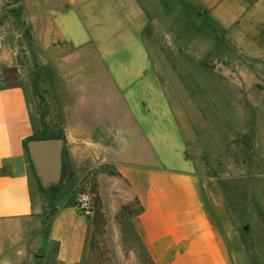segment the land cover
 <instances>
[{
    "label": "crops",
    "instance_id": "obj_1",
    "mask_svg": "<svg viewBox=\"0 0 264 264\" xmlns=\"http://www.w3.org/2000/svg\"><path fill=\"white\" fill-rule=\"evenodd\" d=\"M160 1L30 0L29 80L59 102L63 155L77 176L102 180L113 170L129 186L125 202L144 207L133 224L155 264H231L208 209L196 137L186 134L151 54L148 8ZM179 1L195 0L164 6ZM22 35L0 29V76L6 67L22 73ZM36 117L20 83L0 90V264H77L86 246L82 216L61 207L46 228L34 201L36 169L20 144L35 133Z\"/></svg>",
    "mask_w": 264,
    "mask_h": 264
},
{
    "label": "rangeland",
    "instance_id": "obj_2",
    "mask_svg": "<svg viewBox=\"0 0 264 264\" xmlns=\"http://www.w3.org/2000/svg\"><path fill=\"white\" fill-rule=\"evenodd\" d=\"M28 3L9 0L0 6V29L23 34L22 73L11 71L10 81L15 77L23 86L37 114L35 133L61 134L59 102L51 99V89L42 81L34 90L29 80L35 68L25 58ZM164 3L148 8L149 45L160 72L167 75L186 134L196 137L199 174L212 196L211 203L207 200L209 212L225 237L231 264H264V0H195L189 7L183 1L171 7ZM38 70L42 75L43 69ZM1 76L10 88L7 73ZM31 136L20 148L32 164L27 146ZM63 160L67 169L50 188L42 186L36 171L31 178L46 228L61 207L74 208L87 230L84 255L77 264H152L133 225L134 216L121 212L126 204L134 211L140 207L135 200L125 202L128 184L113 170L102 180L79 177L64 155ZM83 192L93 197L94 208L88 214L76 205ZM97 194L106 224L93 250ZM57 249L53 245V255Z\"/></svg>",
    "mask_w": 264,
    "mask_h": 264
},
{
    "label": "water",
    "instance_id": "obj_3",
    "mask_svg": "<svg viewBox=\"0 0 264 264\" xmlns=\"http://www.w3.org/2000/svg\"><path fill=\"white\" fill-rule=\"evenodd\" d=\"M27 146L42 186L50 188L57 184L62 172L64 139L58 137L31 139Z\"/></svg>",
    "mask_w": 264,
    "mask_h": 264
},
{
    "label": "trees",
    "instance_id": "obj_4",
    "mask_svg": "<svg viewBox=\"0 0 264 264\" xmlns=\"http://www.w3.org/2000/svg\"><path fill=\"white\" fill-rule=\"evenodd\" d=\"M11 71L16 72L17 68L16 67H6L3 70V74L7 73V77L9 78L8 85H9L10 88L16 87L18 85V82H16L15 77L13 79V82L10 81V77L11 76H10L9 73ZM4 85H5V83H4ZM5 87H6V85H5ZM49 137L64 138V136L62 134L47 135V134H44V133L37 132V133L33 134L31 137H29L28 141L31 140V139L49 138ZM66 169H67V167L64 165V161H62V174H61L62 176L64 175V172H65ZM135 201L138 202L139 205H140L139 210L134 211V210H132V205L131 204H126V205H124L122 207L121 212L123 214H125V213H129L130 215L132 214L134 217L136 215L140 214L143 211L144 207L140 204L138 199H135ZM92 223H93V226H94V232L92 234V237L90 238V247H91V249L95 250V249L98 248L99 243H100V241L97 240V234L98 233L101 234L104 231V226L106 224L105 213L103 211L102 198L98 194L95 196V209H94V215L92 217ZM142 243H143V241H142ZM143 246H144L145 252H146L149 260L151 261L152 264H155L154 261L151 259L149 253L147 252L144 244H143Z\"/></svg>",
    "mask_w": 264,
    "mask_h": 264
},
{
    "label": "built area",
    "instance_id": "obj_5",
    "mask_svg": "<svg viewBox=\"0 0 264 264\" xmlns=\"http://www.w3.org/2000/svg\"><path fill=\"white\" fill-rule=\"evenodd\" d=\"M7 87L4 85L2 76H0V90H5ZM77 208L84 213H91L93 210V197L89 192H83L78 196L76 202Z\"/></svg>",
    "mask_w": 264,
    "mask_h": 264
}]
</instances>
